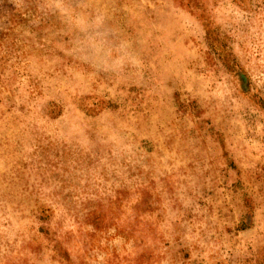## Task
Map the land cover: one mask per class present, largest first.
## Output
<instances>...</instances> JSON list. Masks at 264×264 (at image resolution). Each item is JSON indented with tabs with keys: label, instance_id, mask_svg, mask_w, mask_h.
<instances>
[{
	"label": "rangeland",
	"instance_id": "1",
	"mask_svg": "<svg viewBox=\"0 0 264 264\" xmlns=\"http://www.w3.org/2000/svg\"><path fill=\"white\" fill-rule=\"evenodd\" d=\"M0 264H264V0H0Z\"/></svg>",
	"mask_w": 264,
	"mask_h": 264
}]
</instances>
